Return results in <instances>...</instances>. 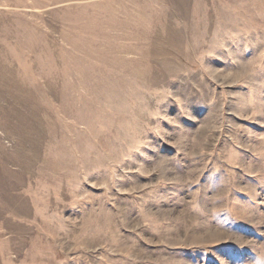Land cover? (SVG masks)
Instances as JSON below:
<instances>
[{
	"label": "rangeland",
	"instance_id": "obj_1",
	"mask_svg": "<svg viewBox=\"0 0 264 264\" xmlns=\"http://www.w3.org/2000/svg\"><path fill=\"white\" fill-rule=\"evenodd\" d=\"M0 264H264V0H0Z\"/></svg>",
	"mask_w": 264,
	"mask_h": 264
}]
</instances>
